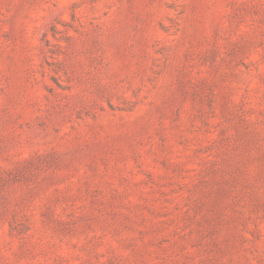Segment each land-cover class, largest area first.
Returning a JSON list of instances; mask_svg holds the SVG:
<instances>
[{
  "label": "rangeland",
  "instance_id": "rangeland-1",
  "mask_svg": "<svg viewBox=\"0 0 264 264\" xmlns=\"http://www.w3.org/2000/svg\"><path fill=\"white\" fill-rule=\"evenodd\" d=\"M0 264H264V0H0Z\"/></svg>",
  "mask_w": 264,
  "mask_h": 264
}]
</instances>
